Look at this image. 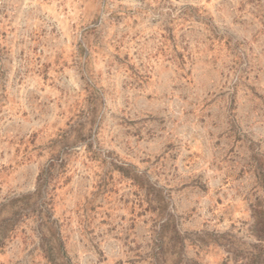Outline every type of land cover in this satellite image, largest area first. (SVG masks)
Wrapping results in <instances>:
<instances>
[{
	"label": "rangeland",
	"instance_id": "374dc122",
	"mask_svg": "<svg viewBox=\"0 0 264 264\" xmlns=\"http://www.w3.org/2000/svg\"><path fill=\"white\" fill-rule=\"evenodd\" d=\"M0 264H264V0H0Z\"/></svg>",
	"mask_w": 264,
	"mask_h": 264
}]
</instances>
